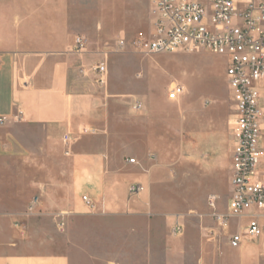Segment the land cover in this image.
Here are the masks:
<instances>
[{
  "label": "crops",
  "instance_id": "1",
  "mask_svg": "<svg viewBox=\"0 0 264 264\" xmlns=\"http://www.w3.org/2000/svg\"><path fill=\"white\" fill-rule=\"evenodd\" d=\"M79 1L0 0V264H173L151 255L163 250V237L146 213L148 189L156 182L153 157L129 149L134 157L121 155L113 163L110 101L91 71L103 52L86 50L91 28L74 20L73 12L83 11ZM147 8L150 15V0ZM77 38L83 40L79 52ZM52 143L70 166L69 182H60L57 195L48 180L30 174L49 171L36 162L49 157ZM132 184L144 191L128 198ZM33 197L38 206L24 217ZM57 217L58 231L51 220ZM16 221L25 227L24 238L12 228ZM234 222L229 233L243 230L248 220ZM219 253L215 264L264 261L255 242L232 249L227 240Z\"/></svg>",
  "mask_w": 264,
  "mask_h": 264
},
{
  "label": "rangeland",
  "instance_id": "2",
  "mask_svg": "<svg viewBox=\"0 0 264 264\" xmlns=\"http://www.w3.org/2000/svg\"><path fill=\"white\" fill-rule=\"evenodd\" d=\"M79 2L83 11L77 8L73 15L77 24H88L91 28L86 29L88 52L104 53L107 46L120 40L127 43L123 50L107 55L106 82L99 89L110 101L111 128L116 137L110 143L113 163L118 164L121 155L134 157L126 153L129 149L139 150L146 158L153 157L156 176L152 179L156 182L148 189L150 201L146 213L157 234L163 237V250L161 254H151L152 257L173 264H215L227 237L211 218L207 198L215 195L218 210H225L230 192V140L234 125L225 61L207 53L137 52L131 43L147 37L151 30L147 0ZM98 60L104 57L100 55ZM172 84L184 87V95L176 102L167 100ZM135 101L141 104L139 111L131 109ZM58 147L52 143L49 157L36 162L40 168L48 167V172L30 173L38 180H48L56 195L60 182H69L70 175L69 157ZM27 176L23 174L22 180ZM3 178L10 180V174H4ZM142 191L137 195H129L127 191V196L136 197ZM29 204L24 217L32 215L27 214ZM51 220L58 231L60 219ZM177 226L181 231L175 234Z\"/></svg>",
  "mask_w": 264,
  "mask_h": 264
},
{
  "label": "built area",
  "instance_id": "3",
  "mask_svg": "<svg viewBox=\"0 0 264 264\" xmlns=\"http://www.w3.org/2000/svg\"><path fill=\"white\" fill-rule=\"evenodd\" d=\"M150 26L147 37L131 44L145 55L207 53L225 61L227 91L233 104L231 132L230 194L226 211L220 212L217 197L209 195L207 206L211 218L226 234L228 245L239 249L246 242H255L264 256V0H150ZM76 50L83 40H75ZM127 45L120 40L107 46L104 60L91 71L94 83L102 86L107 77V55L118 53ZM184 87L172 84L167 100L176 102L184 95ZM139 111L141 104L133 103ZM5 118L0 116V127ZM67 144L69 137L64 136ZM134 164V159H128ZM129 195L142 191L139 184L127 189ZM82 202L90 209L94 204L86 196ZM38 200L32 201L27 214H33ZM246 217L245 228L229 233L231 220ZM61 226V224H59ZM20 238L26 236L22 223L15 222ZM180 227L174 233H180Z\"/></svg>",
  "mask_w": 264,
  "mask_h": 264
}]
</instances>
